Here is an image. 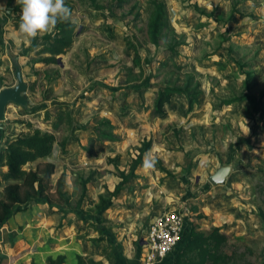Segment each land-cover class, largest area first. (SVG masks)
Instances as JSON below:
<instances>
[{
  "label": "rangeland",
  "instance_id": "obj_1",
  "mask_svg": "<svg viewBox=\"0 0 264 264\" xmlns=\"http://www.w3.org/2000/svg\"><path fill=\"white\" fill-rule=\"evenodd\" d=\"M65 3L77 37L58 64L49 65L38 62L48 56L38 52L53 31L34 38L35 44L25 40L15 27L20 4L0 0V91L16 85L17 62L32 87L28 100L37 106L59 99L45 114L32 107L33 119L69 117L72 124L62 133L75 124L73 154L62 157L71 167L68 207L79 211L71 230L77 234L68 239L78 235L88 248V237H98L92 241L106 245V258L124 250L130 255L156 219L186 210L200 231L221 229L228 239L223 251L236 256L235 264H264V122L246 116V103L227 104L251 93L263 97L264 110V0ZM154 3L167 12L158 48L149 32ZM190 77L201 90L193 111L187 95L177 94L164 108L166 117H158L160 92L184 88ZM9 122L28 128L21 120ZM147 142L136 177L116 195L121 172L129 173ZM226 165L234 173L211 186L208 178ZM90 175L95 180L81 200V180Z\"/></svg>",
  "mask_w": 264,
  "mask_h": 264
},
{
  "label": "trees",
  "instance_id": "obj_2",
  "mask_svg": "<svg viewBox=\"0 0 264 264\" xmlns=\"http://www.w3.org/2000/svg\"><path fill=\"white\" fill-rule=\"evenodd\" d=\"M130 1L135 0H116L118 3ZM65 5L72 9L67 3ZM154 6L155 11L149 23V32L152 44L158 48L160 47V34L167 24V12L164 5L154 3ZM20 14L21 5L15 8V15L18 16V19H15L16 29L19 26ZM77 28L76 23L72 20L58 22L53 32L43 38V49L38 52V56L44 54L48 56L38 62L49 65L58 64V58H62L73 47L78 33ZM29 41L33 44L37 42L36 39H30ZM176 49V46H172L168 50L175 53ZM193 84V77H190L184 88L167 87L164 91H161L155 102L156 115L160 118L166 117L167 113L164 108L171 103L172 98L177 94L187 95L189 101L188 111L191 113L201 95L200 84L197 83L195 86ZM30 90H32V87L28 89L29 92ZM262 98H257L251 93H245L235 97L227 104H248L249 108L246 116L251 120L254 119L255 123H262L264 122ZM253 113L258 114L259 117H254ZM64 118L66 117L60 118L61 123ZM67 119V123H71L70 118ZM27 126L30 132L19 134L9 141L5 148H0V229L3 228L12 215L23 210L21 209L22 206H26L31 202L44 201L53 204V199L57 198L65 200L67 205H70L67 193L63 190L65 185L63 177L59 179L56 191L53 192L52 178L57 167L54 163L47 161L54 154L57 136L34 128L31 123H27ZM150 147V142L145 143L139 156L130 166L129 173L121 172L122 179L116 187V195L121 192L131 178L136 177V171L143 164V157L150 150ZM29 165H32V167L28 168ZM4 168H7L6 172L3 170ZM94 180L93 175L81 180V200L87 197L88 185ZM101 240L103 239L98 241ZM227 242L228 239L221 234L220 228L215 227L211 233L206 234L193 225L190 232V241L178 254L176 264H235L236 256L223 251ZM77 259L78 264H99L94 260H90L88 263L81 256ZM66 260L65 255H58L56 258H49L48 264H66ZM32 264L37 263L33 262Z\"/></svg>",
  "mask_w": 264,
  "mask_h": 264
},
{
  "label": "crops",
  "instance_id": "obj_3",
  "mask_svg": "<svg viewBox=\"0 0 264 264\" xmlns=\"http://www.w3.org/2000/svg\"><path fill=\"white\" fill-rule=\"evenodd\" d=\"M22 42L26 43L24 39ZM52 102L57 103L59 99L54 96L48 98L44 105L37 106L32 100H29L28 109H24L28 110L27 112L23 111L22 113V107L17 106L13 107L14 111L11 116L8 113V109L7 120L0 123V148H5L9 141L18 136L19 132H30L29 128L24 129L16 123L12 124L9 122L10 120H21L22 122L31 123L34 128L55 134L57 136L56 148L54 154L47 160L54 163L57 167L56 173L52 178L53 192L56 191L59 179L63 177L65 182L63 190L67 193L69 188L67 185L71 184L70 179L66 181V174H69L67 167H70V165L63 162L62 157L65 158L73 154L70 143L74 139L71 135L76 134V131H73L75 124L73 123V127L67 133H62L60 128L66 124V126L69 125L68 127H70L72 121L67 123L68 119L64 118L61 123L60 116L52 117L48 114L47 118L43 117L41 120L33 119L36 114H34L32 107L41 109L37 114H45L51 108L50 103ZM8 115L11 119H8ZM30 167L32 165L28 166V168ZM3 170L6 172L7 168ZM21 209L23 210L12 215L3 228L0 229V264H32L33 262L48 264L49 258H56L58 255L66 256V264H78L77 258L79 256L83 259L88 257L89 261L94 260L99 264H144L145 262L147 250L143 244H141V249L131 251L130 255L124 250L120 253L115 252L113 257L109 259L106 258V245H98L92 241L98 237H88V248L86 247L87 242L82 237H78V235L76 239H68L70 233L77 234L76 232H71V230L74 231V227L72 228L73 220H75V216L79 215V211L74 206L68 207L65 200L54 198L53 204L44 201H34L22 206ZM63 224L67 225L59 229ZM193 225L195 223L193 224L188 217L180 243L174 252L157 264H176L178 254L190 241V232ZM10 236L11 238H9Z\"/></svg>",
  "mask_w": 264,
  "mask_h": 264
},
{
  "label": "clouds",
  "instance_id": "obj_4",
  "mask_svg": "<svg viewBox=\"0 0 264 264\" xmlns=\"http://www.w3.org/2000/svg\"><path fill=\"white\" fill-rule=\"evenodd\" d=\"M21 5L18 31L25 40L52 32L58 22L73 19L72 9L65 0H17ZM151 167V165L146 164Z\"/></svg>",
  "mask_w": 264,
  "mask_h": 264
},
{
  "label": "built area",
  "instance_id": "obj_5",
  "mask_svg": "<svg viewBox=\"0 0 264 264\" xmlns=\"http://www.w3.org/2000/svg\"><path fill=\"white\" fill-rule=\"evenodd\" d=\"M187 218L186 210H181L168 213L152 223L143 243L147 250L144 264H157L174 252L182 239Z\"/></svg>",
  "mask_w": 264,
  "mask_h": 264
},
{
  "label": "water",
  "instance_id": "obj_6",
  "mask_svg": "<svg viewBox=\"0 0 264 264\" xmlns=\"http://www.w3.org/2000/svg\"><path fill=\"white\" fill-rule=\"evenodd\" d=\"M14 65L16 85L14 87L4 88L0 91V123L7 120V110L11 105L22 108H27L29 106V100L26 98L28 84L25 81L20 65H18L17 62H15ZM234 171L235 169L232 165L222 166L208 178V181L211 186L223 185ZM143 243L144 240H141V244Z\"/></svg>",
  "mask_w": 264,
  "mask_h": 264
}]
</instances>
